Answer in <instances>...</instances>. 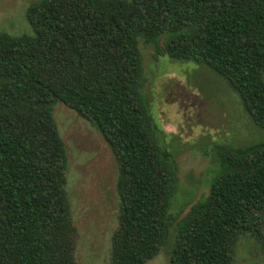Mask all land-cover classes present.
Wrapping results in <instances>:
<instances>
[{"label": "trees", "instance_id": "trees-1", "mask_svg": "<svg viewBox=\"0 0 264 264\" xmlns=\"http://www.w3.org/2000/svg\"><path fill=\"white\" fill-rule=\"evenodd\" d=\"M25 21L30 35L0 33V264H75L56 103L116 166L107 264H144L168 240V264H234L239 239L262 240L264 141L215 146L194 198L145 100L138 43L206 68L264 131V0H35Z\"/></svg>", "mask_w": 264, "mask_h": 264}, {"label": "rangeland", "instance_id": "rangeland-1", "mask_svg": "<svg viewBox=\"0 0 264 264\" xmlns=\"http://www.w3.org/2000/svg\"><path fill=\"white\" fill-rule=\"evenodd\" d=\"M34 1L0 0V33L10 37L30 35L25 10ZM138 50L142 91L150 113L165 134L179 180L197 199L207 192L214 147L259 143L264 141V131L251 123L238 97L206 68L155 56L153 47L142 42ZM52 118L66 151L64 191L77 233L74 262L107 264L110 238L116 228L115 163L98 132L86 120L60 103L53 105ZM262 234V240H238L234 264H264V230ZM168 244L169 240L144 264H168Z\"/></svg>", "mask_w": 264, "mask_h": 264}]
</instances>
